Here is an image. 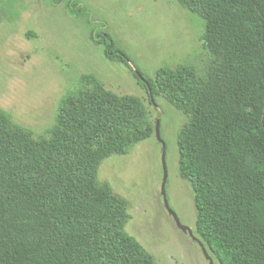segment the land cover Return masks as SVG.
<instances>
[{"label": "trees", "instance_id": "1", "mask_svg": "<svg viewBox=\"0 0 264 264\" xmlns=\"http://www.w3.org/2000/svg\"><path fill=\"white\" fill-rule=\"evenodd\" d=\"M172 1L205 21L213 59L204 76L191 64L145 76L82 1L50 3L87 19L90 40L131 70L151 105L162 97L187 119L178 174L208 254L264 264V0ZM153 132L139 97L118 96L93 75L62 98L46 141L0 108V264H156L125 230L128 202L98 179L103 159Z\"/></svg>", "mask_w": 264, "mask_h": 264}, {"label": "rangeland", "instance_id": "2", "mask_svg": "<svg viewBox=\"0 0 264 264\" xmlns=\"http://www.w3.org/2000/svg\"><path fill=\"white\" fill-rule=\"evenodd\" d=\"M80 1L96 19L107 22L114 42L145 76L154 78L161 67L187 64L200 75L207 72L213 57L204 41L205 21L175 1ZM50 2L0 0V108L36 140L46 141L60 101L83 75L95 76L118 96L139 97L165 143L169 207L200 240L193 192L178 174L176 136L187 119L162 97L151 105L131 70L107 60L102 47L90 40L87 19L69 15L64 3L54 7ZM161 157L162 146L153 132L128 153L103 159L98 179L128 202L131 220L125 230L156 264H208L199 244L176 227L164 207Z\"/></svg>", "mask_w": 264, "mask_h": 264}, {"label": "water", "instance_id": "3", "mask_svg": "<svg viewBox=\"0 0 264 264\" xmlns=\"http://www.w3.org/2000/svg\"><path fill=\"white\" fill-rule=\"evenodd\" d=\"M155 136H156L157 141L162 146L161 162H162V170H163V180H162V184H161V196L163 199L164 207L167 210L168 214L173 218L176 227L179 228L182 232L187 233L194 241H196L199 244V246L201 247L202 254L205 257V259L207 260L208 264H213V260L210 257V255L208 254V252L206 251L203 243L200 242L198 238H196V236L194 235V232L191 229H189L188 227H186L180 223L176 214L169 207V204H168V201L166 198V191H165V185H166V181H167V168H166V163H165V154H166L165 143L162 140V138L160 137L158 124H156V126H155Z\"/></svg>", "mask_w": 264, "mask_h": 264}, {"label": "crops", "instance_id": "4", "mask_svg": "<svg viewBox=\"0 0 264 264\" xmlns=\"http://www.w3.org/2000/svg\"><path fill=\"white\" fill-rule=\"evenodd\" d=\"M212 258V257H211ZM213 260V259H212ZM214 262V261H213Z\"/></svg>", "mask_w": 264, "mask_h": 264}, {"label": "flooded vegetation", "instance_id": "5", "mask_svg": "<svg viewBox=\"0 0 264 264\" xmlns=\"http://www.w3.org/2000/svg\"><path fill=\"white\" fill-rule=\"evenodd\" d=\"M186 234V233H185Z\"/></svg>", "mask_w": 264, "mask_h": 264}]
</instances>
